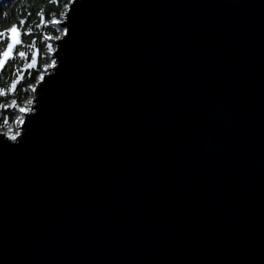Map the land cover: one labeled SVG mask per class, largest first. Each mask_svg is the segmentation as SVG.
Listing matches in <instances>:
<instances>
[{
	"label": "water",
	"instance_id": "1",
	"mask_svg": "<svg viewBox=\"0 0 264 264\" xmlns=\"http://www.w3.org/2000/svg\"><path fill=\"white\" fill-rule=\"evenodd\" d=\"M65 17L0 143V264H264V0Z\"/></svg>",
	"mask_w": 264,
	"mask_h": 264
},
{
	"label": "trees",
	"instance_id": "2",
	"mask_svg": "<svg viewBox=\"0 0 264 264\" xmlns=\"http://www.w3.org/2000/svg\"><path fill=\"white\" fill-rule=\"evenodd\" d=\"M66 0H57V2H52V0H0V30H4L16 23L19 26V20H25V27H32V35L27 37H21L23 44L18 46L15 51H25L29 52V45H32L38 50L37 64L35 67L29 69H22V65L30 59V55L25 58H19L13 56L11 59L5 62L4 66H0V89H3L5 93L7 88L11 85V81L16 79L17 76H21V80L18 81L15 90L11 94H6L0 97V105L7 104L10 101H17L19 105H24L26 100L34 98V88L38 81L35 80L36 75L41 77L47 72L48 68L44 65L48 60L52 59L51 54L46 50L45 45H51L53 50L55 45L54 40H43L42 35L47 34L59 35L57 29L59 26L47 24L41 28H35V24L38 23V18L36 16L37 12H40L47 20H51L53 17L60 19L59 13L63 11V4ZM35 36V39H33ZM6 44V39L0 42V51ZM28 84H32L33 87L29 88ZM30 105H26L30 108ZM16 115H23L14 108H3L0 107V117L10 116L14 118ZM20 126V125H19ZM8 127H12L13 132H15L17 126L11 124L9 121L5 124H0V132L3 133Z\"/></svg>",
	"mask_w": 264,
	"mask_h": 264
},
{
	"label": "snow or ice",
	"instance_id": "3",
	"mask_svg": "<svg viewBox=\"0 0 264 264\" xmlns=\"http://www.w3.org/2000/svg\"><path fill=\"white\" fill-rule=\"evenodd\" d=\"M52 2H57V0H52ZM69 5H73V8H74V0H66V3L63 4L64 10L59 13L60 19H56L53 17L51 20H47L44 16L41 15L40 12H37L36 16L38 18V23L35 24V28L39 29L42 26L47 25V24H51V25L61 24V22L65 21V19H66L65 13L69 11ZM66 30H67V25L64 24L63 27H59L57 29V32L59 33L58 36L57 35L49 36L47 34L42 35V39L45 41H47L49 39L59 40L60 41V49H61L60 54L57 58L48 60V62L44 65V67H46V68L53 69V71L50 73L48 79L44 82H47L48 80H50L51 75L55 74L54 69L56 67H58V65H59V57L62 56V54H63V39L66 38ZM29 35H32V27L31 26L25 27V20L24 19L19 20V26L16 23H13L11 26L7 27L6 29L0 30V42H2L3 40L6 39V44L3 47V50L0 51V66H4L5 62L8 61L9 59H11L13 56L27 59V57L29 55L31 58L27 59V62L22 65V69H29V68L36 66L37 58H38V50L35 47H33L32 45H29V49H30L29 52L15 51V49L18 46H21L23 44V40L21 39V37H27ZM61 37H63L62 40L60 39ZM33 39H35V36H33ZM45 47H46V50L49 54H51L53 52V48L50 44L45 45ZM21 78H22L21 76H17L16 79L12 80L11 85L7 88L6 93L3 89H0V97L4 96L6 94L13 93L18 81L21 80ZM35 80L41 81L42 77L40 75H36ZM28 87L32 88L33 85L28 84ZM42 87H43V85H41V88ZM41 95H42V93H41ZM41 95H40V97H41ZM31 103H32L31 99L26 100L24 102V105H19L17 103V101L13 100L7 104L0 105V107H3L5 109L14 108L16 110V112H18L20 114L29 113L27 118H25V116H23V115H16L14 118H12L10 116L0 117V124H5V123H8L10 121L11 124L17 126L15 132H13L12 127H8L6 131H4L2 134H0V136L3 137V138H0V143L17 144V143H19L20 139L23 138V132L26 131L27 123L29 120H31L34 113L36 112L35 107L29 108L26 106V105H29ZM38 103H39V99L36 101V104H38ZM21 124L25 125V128L21 129L19 127V125H21Z\"/></svg>",
	"mask_w": 264,
	"mask_h": 264
},
{
	"label": "rangeland",
	"instance_id": "4",
	"mask_svg": "<svg viewBox=\"0 0 264 264\" xmlns=\"http://www.w3.org/2000/svg\"><path fill=\"white\" fill-rule=\"evenodd\" d=\"M57 26H59V24H57ZM54 41H56V40H54ZM54 50H55V48H54ZM54 50H53V52H54ZM53 52H52V53H53ZM52 53H51V55H52ZM51 57H52V56H51ZM48 69H49V68H48ZM47 73H48V70H47V72H45V74H47ZM45 74H44V75H45ZM24 114H25V113H24Z\"/></svg>",
	"mask_w": 264,
	"mask_h": 264
}]
</instances>
